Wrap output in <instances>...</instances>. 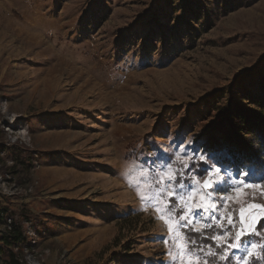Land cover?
Masks as SVG:
<instances>
[{
  "label": "rangeland",
  "instance_id": "374dc122",
  "mask_svg": "<svg viewBox=\"0 0 264 264\" xmlns=\"http://www.w3.org/2000/svg\"><path fill=\"white\" fill-rule=\"evenodd\" d=\"M163 1L0 0V206L38 219L25 225L19 264H172L181 229L141 202L140 167L205 156L193 171L221 169L224 189L242 172L214 162L199 138L221 120L211 99L264 60V0H186L180 11L199 17L179 12L167 44L168 30L152 27L167 21L168 8L154 17ZM219 195L225 230L229 214L235 225L226 239L243 232L220 255L251 264L264 245V187L241 181ZM215 251L206 246L201 264Z\"/></svg>",
  "mask_w": 264,
  "mask_h": 264
},
{
  "label": "trees",
  "instance_id": "16d2710c",
  "mask_svg": "<svg viewBox=\"0 0 264 264\" xmlns=\"http://www.w3.org/2000/svg\"><path fill=\"white\" fill-rule=\"evenodd\" d=\"M187 1L164 0L158 3L160 11L154 17L160 19L168 8L167 21L165 25L153 23L152 27L168 30L167 34H163L165 44L169 36L174 38L181 29V26L168 28L172 26V21L177 19L179 12L184 18L193 14L199 17V12L193 13L190 5L180 11V5L185 6ZM144 47V50H148L150 46ZM232 83L230 88L211 99L210 103L221 115V120L215 125L216 128L204 131L199 143L207 149L209 158L218 165L227 170L251 171L250 177L253 180L264 181V171L261 170V162H264V60L259 62L253 71L238 76ZM8 153L18 165H23L24 168L32 167L26 152L8 149ZM37 220L32 214H20L0 206V222L3 221L8 227L4 234H0V259L4 264H19L16 260L17 251L23 252L31 246V238L25 225ZM261 231H264V228L256 230L257 236L264 237ZM260 256L261 252L252 259L251 264H258Z\"/></svg>",
  "mask_w": 264,
  "mask_h": 264
},
{
  "label": "snow or ice",
  "instance_id": "6c2138e0",
  "mask_svg": "<svg viewBox=\"0 0 264 264\" xmlns=\"http://www.w3.org/2000/svg\"><path fill=\"white\" fill-rule=\"evenodd\" d=\"M176 157L188 162L182 163L179 168L173 167L174 162L168 163L163 170H156L154 174L151 170L140 167L137 174L141 176L147 187L144 189V194L141 195L140 185H136L137 195L142 203L155 206V210L160 213L159 219L168 226L169 231L172 230L173 222L177 228L181 229L174 244L177 253L172 260V264H201V258L205 256L204 249L206 246L209 249L214 248L216 251L214 253L209 252L207 258L203 260V264H227L229 257L220 255V253L221 251H227L225 246L240 248L239 241L243 232H236V243H230L226 239V237H230L235 225L231 214H229L227 217L229 228L227 231L225 230L222 221L226 218L219 215L224 207L219 193L234 189L236 183L241 181L246 187H264V184L257 185L247 180L246 177L250 176L252 172L244 171L232 178L234 183H231L228 189H224L221 185L227 183V181L220 174L221 169L213 165L203 173L193 171L194 164L192 161L198 160V162L203 163L207 161V157H181L178 153ZM261 170L264 171V162H261ZM149 175H151V182L147 179ZM186 180L187 182H185ZM251 207L261 206L252 205ZM239 215L243 223L245 209L241 208ZM194 221L200 223L202 227L195 228ZM210 221L211 223H209ZM259 227L264 228V224ZM212 228L216 229L215 233L210 232ZM198 238L205 240L207 244L200 243ZM255 246V243H253L252 247ZM242 259V257L234 258L233 264H240ZM258 264H264V245L261 246V256Z\"/></svg>",
  "mask_w": 264,
  "mask_h": 264
}]
</instances>
